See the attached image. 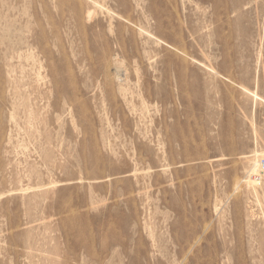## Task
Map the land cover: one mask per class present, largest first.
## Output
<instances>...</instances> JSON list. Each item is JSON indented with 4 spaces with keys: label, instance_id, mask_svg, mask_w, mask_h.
<instances>
[{
    "label": "rangeland",
    "instance_id": "1",
    "mask_svg": "<svg viewBox=\"0 0 264 264\" xmlns=\"http://www.w3.org/2000/svg\"><path fill=\"white\" fill-rule=\"evenodd\" d=\"M256 158L264 0H0V264H264Z\"/></svg>",
    "mask_w": 264,
    "mask_h": 264
},
{
    "label": "bare ground",
    "instance_id": "2",
    "mask_svg": "<svg viewBox=\"0 0 264 264\" xmlns=\"http://www.w3.org/2000/svg\"><path fill=\"white\" fill-rule=\"evenodd\" d=\"M92 13V12H91ZM89 14V13H88ZM92 15V14H91ZM91 15L89 14V16L91 17ZM118 72H120V68H117L116 69ZM122 73V72H121ZM123 76H124V74H122ZM127 79V78H126ZM149 112V111H148ZM258 153V152H257ZM250 161L252 160V162H251V164H252V167H251V172H252V174L254 173H257L258 171H259V159L258 158H256V159H249ZM250 172V173H251ZM253 174V175H254ZM252 176V175H251ZM244 179V178H243ZM253 184H256L255 182V180L254 179H251L250 180ZM239 185V184H238ZM257 195V194H256ZM221 203H222V201H221ZM218 207V206H217ZM220 207V206H219ZM186 258V257H185Z\"/></svg>",
    "mask_w": 264,
    "mask_h": 264
},
{
    "label": "built area",
    "instance_id": "3",
    "mask_svg": "<svg viewBox=\"0 0 264 264\" xmlns=\"http://www.w3.org/2000/svg\"><path fill=\"white\" fill-rule=\"evenodd\" d=\"M263 174H264V158H262L259 161V171L253 175L254 180L256 182L262 180Z\"/></svg>",
    "mask_w": 264,
    "mask_h": 264
}]
</instances>
